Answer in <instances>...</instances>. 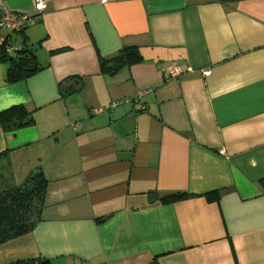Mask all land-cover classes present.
Listing matches in <instances>:
<instances>
[{
	"label": "crops",
	"instance_id": "obj_1",
	"mask_svg": "<svg viewBox=\"0 0 264 264\" xmlns=\"http://www.w3.org/2000/svg\"><path fill=\"white\" fill-rule=\"evenodd\" d=\"M0 35L42 66L8 82L0 61V111L35 120L0 126V153L15 183L37 167L48 181L41 219L0 245V264H264V0H49ZM123 46L141 61L103 73L99 56ZM171 62L181 74L165 79ZM69 77L82 87L61 98Z\"/></svg>",
	"mask_w": 264,
	"mask_h": 264
},
{
	"label": "trees",
	"instance_id": "obj_2",
	"mask_svg": "<svg viewBox=\"0 0 264 264\" xmlns=\"http://www.w3.org/2000/svg\"><path fill=\"white\" fill-rule=\"evenodd\" d=\"M34 18L35 16H33ZM28 23L30 22H27L18 31L24 33ZM66 49L63 47L52 50L50 53H60ZM141 58L138 47L123 46L115 54L107 57L99 56V66L103 73L113 75L124 66L139 63ZM0 61H5L8 65V82L23 80L42 68L37 61L34 49L27 44L25 39L10 50H7L5 46H0ZM69 80L72 81V85L65 83ZM81 87V81L78 79L73 81L72 77L65 78L59 83L60 97L64 98L78 92ZM34 122L33 111L22 104L13 105L0 111V126L7 132L33 125ZM9 164L7 153H0V171H6L8 174L3 176L0 172V245L24 235L34 228L41 219L48 186L47 178L41 167L31 170L20 183H15L9 177V170H7ZM260 185L264 192V180L260 181ZM212 194H214V199L218 200L219 192ZM186 196V193L181 192L169 193L159 196V200L169 203ZM5 264H50V261L42 256H37L17 259Z\"/></svg>",
	"mask_w": 264,
	"mask_h": 264
},
{
	"label": "built area",
	"instance_id": "obj_3",
	"mask_svg": "<svg viewBox=\"0 0 264 264\" xmlns=\"http://www.w3.org/2000/svg\"><path fill=\"white\" fill-rule=\"evenodd\" d=\"M49 0H33V7L35 14H42L48 7ZM34 15V14H33ZM33 15L29 13H18L14 11H8L6 9H3L2 3L0 0V28H8L10 30H20L24 27V25L27 22H31L33 19ZM0 46H5L7 50L12 49L11 46L8 45L7 39L0 35ZM181 68L179 64L176 62H171L166 65H164L161 68V75L165 78H174L181 74ZM205 74H209V71H206ZM151 89L145 88L141 89L135 99L133 101L135 102V109L136 110H142L145 108V105L141 102H138L140 98L149 92ZM130 101L131 99H126ZM120 101H113L110 104V107H115L118 105ZM137 102V103H136ZM101 109H95V112H99Z\"/></svg>",
	"mask_w": 264,
	"mask_h": 264
},
{
	"label": "rangeland",
	"instance_id": "obj_4",
	"mask_svg": "<svg viewBox=\"0 0 264 264\" xmlns=\"http://www.w3.org/2000/svg\"><path fill=\"white\" fill-rule=\"evenodd\" d=\"M7 170H8V169H7ZM0 172H1V174H2L3 176H5V175L7 176V175H8V174L6 173V171L1 170Z\"/></svg>",
	"mask_w": 264,
	"mask_h": 264
},
{
	"label": "water",
	"instance_id": "obj_5",
	"mask_svg": "<svg viewBox=\"0 0 264 264\" xmlns=\"http://www.w3.org/2000/svg\"><path fill=\"white\" fill-rule=\"evenodd\" d=\"M36 15H38V14H34L33 16H36Z\"/></svg>",
	"mask_w": 264,
	"mask_h": 264
}]
</instances>
